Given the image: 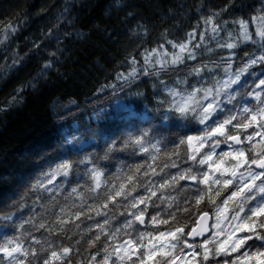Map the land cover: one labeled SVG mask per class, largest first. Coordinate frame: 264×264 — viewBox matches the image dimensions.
I'll use <instances>...</instances> for the list:
<instances>
[{"label": "snow or ice", "instance_id": "snow-or-ice-1", "mask_svg": "<svg viewBox=\"0 0 264 264\" xmlns=\"http://www.w3.org/2000/svg\"><path fill=\"white\" fill-rule=\"evenodd\" d=\"M75 7V0H66L49 30L31 42L30 55L42 60L37 77L29 81L33 89L38 78L58 71L68 51L64 41L73 34L77 40L83 38L82 32L68 30L77 23L72 14ZM193 7L197 25L192 31L181 39L161 34L156 41L178 49L171 64H184L194 78V82L179 81L186 85L180 90L169 89V111L187 121L188 130L171 153H166L170 162L160 169L164 175L153 182L131 174L118 185L105 186L102 196L93 197L103 203L88 205L89 212L95 211L100 219L83 212V203L75 213L62 209L51 225L43 220L37 222L35 214L18 225L14 213L0 216V220L12 222L16 232L0 242V264H73L72 252L80 255V248L65 246L61 241L57 250L56 239L65 234L71 240L66 233L72 228L81 229V225L90 235L85 248L87 256H81L79 264H264V4L259 15L249 16L247 21H229L236 10L234 4L219 11H206L203 5ZM111 8L124 12L126 20H137V28L151 36L152 28L147 26L150 22L143 21L137 10L139 5L133 0H112ZM179 9L186 10L188 5L181 4ZM237 23L239 32L233 39L234 33L229 29ZM9 31L15 29H6L4 39ZM133 35L138 40L143 38L135 31ZM212 43L219 50L215 53L219 59L203 62L197 50L208 47L211 52ZM241 43L246 46L240 48ZM13 57L17 54L13 53ZM19 59L23 62V58ZM186 60L193 64H185ZM159 63L163 67L164 62ZM16 93L22 96L23 87ZM18 96L14 95L0 110L19 104ZM134 143L148 152L143 135ZM181 145H186L183 153L179 150ZM153 149L161 151L155 145ZM103 158H108L107 152ZM79 163L94 161L85 158ZM72 168L73 163L64 162L49 175L67 178ZM88 171L92 182L89 191L95 192L101 187L102 172L96 167ZM153 175L158 173L153 170ZM209 211L215 216L211 238L206 235L204 224ZM189 220L194 226L189 227ZM70 224L72 228L68 227ZM33 230L55 234L56 239L35 238ZM26 241H30L27 246ZM75 243L79 246L80 240Z\"/></svg>", "mask_w": 264, "mask_h": 264}, {"label": "trees", "instance_id": "trees-1", "mask_svg": "<svg viewBox=\"0 0 264 264\" xmlns=\"http://www.w3.org/2000/svg\"><path fill=\"white\" fill-rule=\"evenodd\" d=\"M65 2L0 0V28L5 25L4 29H15L9 31L7 39L4 30L0 31V109L6 108L7 102L18 96L16 90L23 87V95L18 96L21 102L6 111L0 110V216L14 213L16 225L34 214L37 222L43 220L51 225L62 209L75 213L81 210L82 203L83 212L100 219L95 211L89 212L88 205L103 203L93 197L102 196L105 186L118 185L131 174L140 180L158 182L164 175L160 169L170 162L166 153H171L188 130L187 121L169 111V89L180 90L186 85L179 81L194 82V78L184 64L161 67L158 59L166 57L167 52L169 62L177 50L170 45H158L157 39L161 34L181 39L192 31L197 25L194 5H203L206 11H219L234 4L236 10L229 21H247L249 16H258L264 4V0H133L139 5L137 10L143 21L150 22L147 26L152 28V34L145 36L144 30L137 28V20H126L124 12L111 8L112 0H75L72 14L77 23L68 30L82 32L83 38L77 40L73 34L64 41L68 51L58 71L38 78L33 89L29 81L37 77L42 60L30 55V44L49 30ZM181 4L188 5V9L180 10ZM134 31L143 38L138 40ZM209 47L211 52L208 47L197 50L203 62L219 59L215 43ZM185 64L193 62L186 60ZM142 135L148 152L134 143ZM153 145L161 151L157 153ZM185 148L186 145L179 147L181 153ZM106 152L108 158L104 159ZM85 158L92 159L94 164L79 163ZM64 162L73 163L69 176L51 177L49 174ZM92 167L102 172L101 187L95 192L89 191L92 182L88 170ZM153 170L158 175H153ZM38 184L41 186L35 187ZM73 188L77 191L73 192ZM209 213L213 216L212 211ZM191 226L194 225L189 220ZM84 227L67 232L71 240L65 234L56 239L55 234L43 230H33L32 236L56 239L57 250L61 241L65 246L79 247L80 255L72 252L73 264H79L81 256H87L85 248L90 235L83 231ZM164 227L166 230L167 226ZM14 234L15 225L0 220V242Z\"/></svg>", "mask_w": 264, "mask_h": 264}, {"label": "rangeland", "instance_id": "rangeland-1", "mask_svg": "<svg viewBox=\"0 0 264 264\" xmlns=\"http://www.w3.org/2000/svg\"><path fill=\"white\" fill-rule=\"evenodd\" d=\"M4 28H5V25L2 26V27L0 28V31L4 30L3 33L5 34V30H6V29H4ZM254 28H255V26L253 25V27H252L250 30H251V31H254ZM238 31H239V25H237V24H236L235 28H230V29H229V32L234 33V35H233V39H236V36L238 35ZM241 44H244V43H241ZM177 52H178V49H177ZM167 57H168V56H166V57H160V58L158 59V61H159V62H164L163 64H171V59H170V61L168 62V61L166 60ZM171 57H172V56H171ZM159 62H158V63H159ZM213 216H214V213H213ZM213 223H215V216H214V218H213ZM212 231H214V229H212ZM210 238H211V236H210ZM220 239H221V238H220Z\"/></svg>", "mask_w": 264, "mask_h": 264}, {"label": "water", "instance_id": "water-1", "mask_svg": "<svg viewBox=\"0 0 264 264\" xmlns=\"http://www.w3.org/2000/svg\"><path fill=\"white\" fill-rule=\"evenodd\" d=\"M204 224H205V228H206V235H208L210 237L211 233H212L211 225L213 224V217L210 213H209V219L206 220L204 222ZM198 240H199V238H198Z\"/></svg>", "mask_w": 264, "mask_h": 264}]
</instances>
